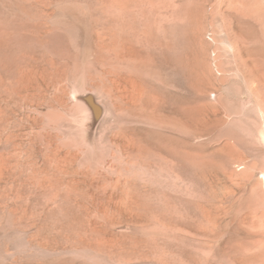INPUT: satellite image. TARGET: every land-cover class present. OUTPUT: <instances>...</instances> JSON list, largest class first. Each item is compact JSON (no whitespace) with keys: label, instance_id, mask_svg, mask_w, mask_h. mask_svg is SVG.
I'll list each match as a JSON object with an SVG mask.
<instances>
[{"label":"rangeland","instance_id":"obj_1","mask_svg":"<svg viewBox=\"0 0 264 264\" xmlns=\"http://www.w3.org/2000/svg\"><path fill=\"white\" fill-rule=\"evenodd\" d=\"M0 264H264V0H0Z\"/></svg>","mask_w":264,"mask_h":264},{"label":"built area","instance_id":"obj_2","mask_svg":"<svg viewBox=\"0 0 264 264\" xmlns=\"http://www.w3.org/2000/svg\"><path fill=\"white\" fill-rule=\"evenodd\" d=\"M212 35V34H211ZM213 41H214V38H213Z\"/></svg>","mask_w":264,"mask_h":264},{"label":"bare ground","instance_id":"obj_3","mask_svg":"<svg viewBox=\"0 0 264 264\" xmlns=\"http://www.w3.org/2000/svg\"><path fill=\"white\" fill-rule=\"evenodd\" d=\"M215 57V56H214Z\"/></svg>","mask_w":264,"mask_h":264}]
</instances>
